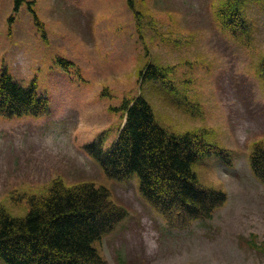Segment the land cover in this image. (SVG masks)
Segmentation results:
<instances>
[{
    "label": "rangeland",
    "instance_id": "obj_1",
    "mask_svg": "<svg viewBox=\"0 0 264 264\" xmlns=\"http://www.w3.org/2000/svg\"><path fill=\"white\" fill-rule=\"evenodd\" d=\"M16 1L0 0V72L22 86L36 81L49 112L0 117L6 211L25 215L27 197L57 179L91 183L128 212L96 242L108 264H264V187L243 153L264 143V0H133L134 10L127 0H19L14 12ZM233 10L239 20L228 27ZM149 63L163 68L165 85L140 79ZM138 94L169 132L229 151L230 169L214 154L193 167L202 186L227 193L210 219L168 220L140 197L135 176L107 178L84 152L100 133L112 143L123 123L117 107Z\"/></svg>",
    "mask_w": 264,
    "mask_h": 264
},
{
    "label": "trees",
    "instance_id": "obj_2",
    "mask_svg": "<svg viewBox=\"0 0 264 264\" xmlns=\"http://www.w3.org/2000/svg\"><path fill=\"white\" fill-rule=\"evenodd\" d=\"M19 6L17 0L14 12ZM127 6L134 10L133 0H127ZM28 9L35 24L43 30L35 13ZM226 18L232 26L239 20L238 12L229 11ZM260 71L264 80V60ZM139 77L144 83L165 84V72L159 66H146ZM117 110L125 116V124L112 146L105 150L104 138L98 137L85 147L104 174L119 181L135 176L141 195L164 214L177 210L189 219L209 217L225 196L220 191L200 187L193 166L209 153L210 146L196 134L175 135L165 130L143 95L122 101ZM47 112V100L36 92L34 82L23 87L6 72L0 75V116L42 117ZM251 166L264 183L262 144L254 147ZM28 205L23 217L11 216L0 205V261L106 264L94 243L125 217V211L109 200L106 188L89 183L66 187L55 181L45 196L31 198Z\"/></svg>",
    "mask_w": 264,
    "mask_h": 264
}]
</instances>
